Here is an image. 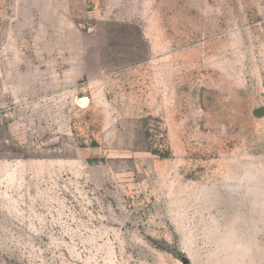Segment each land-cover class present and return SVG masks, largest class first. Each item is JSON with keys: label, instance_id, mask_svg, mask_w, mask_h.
I'll return each mask as SVG.
<instances>
[{"label": "rangeland", "instance_id": "rangeland-1", "mask_svg": "<svg viewBox=\"0 0 264 264\" xmlns=\"http://www.w3.org/2000/svg\"><path fill=\"white\" fill-rule=\"evenodd\" d=\"M264 0H0V264H264Z\"/></svg>", "mask_w": 264, "mask_h": 264}, {"label": "water", "instance_id": "water-1", "mask_svg": "<svg viewBox=\"0 0 264 264\" xmlns=\"http://www.w3.org/2000/svg\"><path fill=\"white\" fill-rule=\"evenodd\" d=\"M255 114L257 116H263L264 115V107H261L255 111Z\"/></svg>", "mask_w": 264, "mask_h": 264}]
</instances>
